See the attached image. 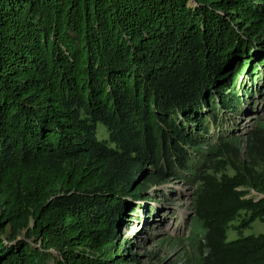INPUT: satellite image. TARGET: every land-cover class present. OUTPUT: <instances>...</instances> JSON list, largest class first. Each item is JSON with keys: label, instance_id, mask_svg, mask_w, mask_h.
<instances>
[{"label": "trees", "instance_id": "1", "mask_svg": "<svg viewBox=\"0 0 264 264\" xmlns=\"http://www.w3.org/2000/svg\"><path fill=\"white\" fill-rule=\"evenodd\" d=\"M261 78L264 0H0V264H141L122 228L172 179L187 264H264L227 234L264 221V120L219 128Z\"/></svg>", "mask_w": 264, "mask_h": 264}, {"label": "rangeland", "instance_id": "2", "mask_svg": "<svg viewBox=\"0 0 264 264\" xmlns=\"http://www.w3.org/2000/svg\"><path fill=\"white\" fill-rule=\"evenodd\" d=\"M263 77V76H262ZM261 87L252 95L246 96L241 112L229 115L220 129L232 130L242 137L264 120V78L259 80ZM256 87V86H255ZM104 124L99 123V137L107 138ZM218 129V128H217ZM194 187L178 179H172L149 188L147 198L138 200L142 217L130 225H124L121 236L131 239L132 252L138 255L141 264H187L188 241L191 221L194 215L192 195ZM228 229V240H234L239 234L250 235L264 232V221L257 219L250 227L238 231L235 226Z\"/></svg>", "mask_w": 264, "mask_h": 264}, {"label": "water", "instance_id": "3", "mask_svg": "<svg viewBox=\"0 0 264 264\" xmlns=\"http://www.w3.org/2000/svg\"><path fill=\"white\" fill-rule=\"evenodd\" d=\"M146 170H147V168H145V169L143 170V173H145ZM143 177H144V174H143V176L141 177V179H142Z\"/></svg>", "mask_w": 264, "mask_h": 264}]
</instances>
